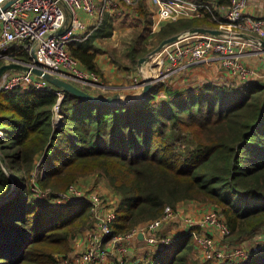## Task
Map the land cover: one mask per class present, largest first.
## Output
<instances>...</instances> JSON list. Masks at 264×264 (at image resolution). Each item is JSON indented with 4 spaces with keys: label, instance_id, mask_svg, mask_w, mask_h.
<instances>
[{
    "label": "trees",
    "instance_id": "obj_1",
    "mask_svg": "<svg viewBox=\"0 0 264 264\" xmlns=\"http://www.w3.org/2000/svg\"><path fill=\"white\" fill-rule=\"evenodd\" d=\"M131 9L137 26L123 57L127 72L151 53L153 35L146 0H135ZM193 28L218 24L210 13L168 24L155 36L157 45ZM78 38L68 45L71 56L103 75L98 52ZM9 54L31 62L22 49ZM57 104L55 92L0 93V264H59L68 257L71 239L94 224L90 204H44L34 199L33 189L60 194L93 174L104 177L119 199L114 235L189 202L218 211L233 242L264 233V84L173 88L158 82L145 99L112 107L65 93L58 122ZM43 158L44 176L37 178ZM194 248L187 233L134 264H212L194 261ZM237 264H264V248Z\"/></svg>",
    "mask_w": 264,
    "mask_h": 264
},
{
    "label": "built area",
    "instance_id": "obj_2",
    "mask_svg": "<svg viewBox=\"0 0 264 264\" xmlns=\"http://www.w3.org/2000/svg\"><path fill=\"white\" fill-rule=\"evenodd\" d=\"M11 1L12 4L4 9ZM148 1L152 8L151 34H156L165 23L202 19L207 13L218 24V29L214 30L221 32L220 35H185L178 42L165 47L158 54L164 55V61L161 64L162 74L153 79L156 83L169 82L178 74L214 61L237 80L254 78V70L246 66L244 59L253 50H264L261 45L264 41V19L245 13L251 0H229L228 6L219 5L212 0H206L202 4L189 0ZM134 2L135 0H0V61L5 64H22L31 69L37 67L38 61L41 64L39 69L43 72L78 85L83 90L88 87H103L99 82L100 76L88 71L68 51V45L79 34L87 33V26L79 19L78 14L82 12L91 17L96 14L99 19H103L116 12H127V8L132 7ZM69 17L71 22L68 21ZM61 31L64 34L59 36ZM14 49H22L31 58V62H22L9 54ZM17 88L55 92L58 104L54 119L57 122L61 119L59 106L64 98L63 91L31 71L5 72L0 79V93ZM2 137L3 134L0 133V138ZM42 162L44 164V158ZM33 191L38 196L50 194H45L37 187ZM84 194L78 186L71 185L66 192L56 194L53 198L55 204H90L96 226L88 229L85 236V249L77 258L81 264H107L113 256L119 258L120 264H125L124 260L140 237L143 238L147 253L172 244L175 238L162 237L160 232L165 225L177 219L182 220L186 234L193 237L195 249L202 252L206 262L242 263L264 248V238L259 243L261 247L258 245L252 249L231 241V231L225 220L212 208L206 209L201 222L193 218H182L177 210H168L163 217L144 227L128 234L114 235L112 224L116 217L115 210L107 208L105 201L99 196L86 197L87 194ZM197 229L200 233L196 232ZM60 261H64L63 258Z\"/></svg>",
    "mask_w": 264,
    "mask_h": 264
},
{
    "label": "crops",
    "instance_id": "obj_3",
    "mask_svg": "<svg viewBox=\"0 0 264 264\" xmlns=\"http://www.w3.org/2000/svg\"><path fill=\"white\" fill-rule=\"evenodd\" d=\"M148 8L152 14V8L151 4L148 0H146ZM127 12H124L120 14L119 12H116L112 15H108L104 17L103 19H99V17L95 14L94 16H88L84 13H79L78 17L79 19L84 22L87 26V33H81L78 35L77 42L81 44H89L91 50H95L94 44L96 41V38H98V35L100 32L104 30H110L109 35L113 33L115 24L118 23L121 20H124L126 17H129L132 20V23L134 22L137 26V16L134 14L133 10L130 8H127ZM245 13L249 16H252L254 18L264 19V0H251L248 8L246 9ZM69 22H71V18L68 19ZM135 26V28H136ZM112 31V32H111ZM133 37V34L131 36V39ZM131 39L129 40L128 45L131 42ZM128 47V46H127ZM97 51V50H96ZM97 63L101 70L104 71L105 77L109 78L113 81L115 84L124 85L127 89H133L132 84L129 86L128 80H125V74L122 72L119 75H114L113 73L109 75V70L111 66L109 65L110 60L103 57L98 56L97 57ZM245 64L248 68L251 70H254L255 76L254 78L246 81L237 80L236 78L232 77L226 70H224L220 64L216 61L203 65L198 68H193L189 72L178 74L171 78L169 80V84L173 88H184L189 86H200L205 83H232V84H245V83H261L264 84V50H253L247 54V56L244 59ZM144 72L140 69V73ZM147 79V77H146ZM145 79V80H146ZM144 86V84H143ZM139 88V91L134 90L131 92L132 94L128 95H121V100L124 104L134 103L137 101H140L142 99L144 87ZM113 192H110V197L113 198V204L110 205V209L115 210L116 206L118 205L119 199L115 195L113 197ZM177 211L181 214L182 218H193L198 222H201L203 214L206 211V207L204 205H199L195 203H183L177 207ZM177 222L181 224V227L179 229H169L168 225H165L163 230H161L160 234L162 237H173L175 240L181 239L186 234V228L184 226V223L181 219H177ZM172 222V221H171ZM93 226H96V222L94 221ZM92 226V227H93ZM87 231H84L83 233L76 236L74 239L73 244V254L70 255V259H73L75 256H77V251L82 253L84 251L85 246V236L87 234ZM169 236H166L168 235ZM72 242V241H71ZM147 253L146 247H144L143 238L140 237L135 245L132 246V251L130 252L129 256L124 260L126 261L125 264H134L135 262L144 259ZM202 252L198 251L194 248L192 253V258L194 261H197L199 263H205V259L202 256ZM61 262V261H60ZM106 264V263H105ZM107 264H120L119 258L117 256H113Z\"/></svg>",
    "mask_w": 264,
    "mask_h": 264
},
{
    "label": "rangeland",
    "instance_id": "obj_4",
    "mask_svg": "<svg viewBox=\"0 0 264 264\" xmlns=\"http://www.w3.org/2000/svg\"><path fill=\"white\" fill-rule=\"evenodd\" d=\"M168 24L170 23H167V24L165 23L156 34L152 35L151 45L149 46V49L151 50V52H153L159 46L157 45L158 40H157V37L155 36L162 30L163 27H166ZM135 26H136L135 23L134 22L132 23V20L129 17H126L124 20H121L115 24L112 34L109 35L110 30L108 31L104 30L100 32V34L98 35V38H96L94 47H95V50H97L98 52V56H103L110 60L109 65L111 66L112 70L111 69L109 70V75H111L112 73L114 75H119L123 72L125 74V78H127L125 80H128L129 86L132 84L133 89L136 91H139V88H141L143 84L146 82L145 80L146 77L154 79L157 76L162 74L163 70L161 69V64L164 61V55L163 56L158 55L157 57H154L153 59L149 60L147 63L143 64L141 70H143L144 72L142 73H140L139 67L138 69L134 71H129V72L125 71L123 69L124 68L123 67L124 65L123 57L125 58V54H126L125 51L127 49L129 40L131 39V36L135 31ZM118 62H120V64ZM4 64L5 63H3V65ZM102 73L103 75H99L100 76L99 82L102 84L103 87H96V88L88 87V88H85V90L89 89L90 91L94 93V94L92 93L93 95L105 97V98L110 97V96L121 97V95L132 94L131 92L134 91L132 88L127 89L124 87V85L113 83L112 80L105 77L103 70H102ZM79 88L81 87L79 86ZM45 167H46V164L45 163L43 164L42 159H39L37 162V168H36L37 178H40V176H44ZM73 185L78 186L79 190H81L83 194L84 193L87 194V195L84 194L86 197H90L88 195L99 196L102 200L105 201L107 208H110V205L113 204L112 202L114 200L112 197H110L111 190L108 187V182L104 177H102L99 174H93V175L81 178L79 181H77ZM42 192H44L45 194L49 193L45 191H42ZM55 196L57 195L56 194L53 195L52 193L47 194L45 196L44 195L38 196L35 194L34 199L36 201H41L44 204L46 203L55 204L54 199H53L55 198ZM114 196L115 194L113 195V197ZM80 203H84V202H80ZM189 203H193V202H189ZM55 205H63V204H55ZM199 205H202V204H199ZM204 206L206 207V209L211 208L210 206L209 207L206 205ZM180 227H181V224L179 222L172 221L168 225V230L172 228L179 229ZM166 236H169V234ZM263 237H264V233L258 234L257 236L253 238L247 239L246 241L235 242V243L242 245L248 249H252L254 247H257L259 243L262 242ZM74 238L71 239L72 242H70V252H69L70 254L68 255V257L66 256L63 257L64 261H61L59 264H81L79 263V261H77V258L81 254L79 251H77L76 258H73L72 260H68V258H70V255L73 254V244L75 241ZM85 243H86V240H85ZM261 246L262 245H259V247ZM84 249H85V246H84Z\"/></svg>",
    "mask_w": 264,
    "mask_h": 264
},
{
    "label": "water",
    "instance_id": "obj_5",
    "mask_svg": "<svg viewBox=\"0 0 264 264\" xmlns=\"http://www.w3.org/2000/svg\"><path fill=\"white\" fill-rule=\"evenodd\" d=\"M12 4V1L7 3L4 7V9H7L10 5ZM64 32H59L58 35L61 36L63 35ZM197 34H203V35H220L221 32L218 30H214V29H207V28H193L189 31L183 32L181 34L175 35L173 37H170L166 40H164L153 52H151L148 56H146L145 58H142L139 61L138 67L141 69L143 64L147 63L149 60H151L154 56L158 55L159 53H161L165 47L172 45L176 42L179 41V39L185 35H197ZM262 48L264 49V41L261 42ZM36 58V57H35ZM36 68L31 69L29 66H24L22 64H18V63H10V64H4L0 67V79L2 77V75L7 72V71H11V70H20V71H26L29 72L31 71L33 74L37 75V76H41L43 77V79H45L46 81H48L50 84H52L53 86H55L56 88L60 89L61 91H63L64 93H69L72 94L78 98H81L85 101L91 102L93 104H97V105H105V106H123V105H127L124 104L122 102V100L120 99L119 96H110V97H100V96H96L93 94L88 93L87 91L79 88L77 85L71 83V82H67L65 80L59 79L51 74H48L46 72H43L42 70H40L39 68H41V64L37 61L36 62ZM156 83L155 80L151 79V78H147L146 82L144 83V91H143V95H142V99H145L150 91L152 90L154 84Z\"/></svg>",
    "mask_w": 264,
    "mask_h": 264
}]
</instances>
